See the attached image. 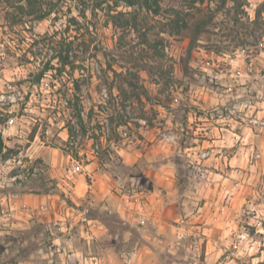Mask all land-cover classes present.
I'll return each instance as SVG.
<instances>
[{"label": "rangeland", "instance_id": "1", "mask_svg": "<svg viewBox=\"0 0 264 264\" xmlns=\"http://www.w3.org/2000/svg\"><path fill=\"white\" fill-rule=\"evenodd\" d=\"M132 1L0 0V264H68V231L7 232L10 199L44 184L68 201V178L64 191L44 171H97L99 143L142 153L134 171H191L169 264H264V0H157L159 15Z\"/></svg>", "mask_w": 264, "mask_h": 264}, {"label": "crops", "instance_id": "2", "mask_svg": "<svg viewBox=\"0 0 264 264\" xmlns=\"http://www.w3.org/2000/svg\"><path fill=\"white\" fill-rule=\"evenodd\" d=\"M117 152L127 171L103 165L96 157L97 171H44L58 178L64 191L68 178V202L63 192L65 198L44 191L18 194L10 199L13 213L8 214L11 230L7 232L13 228L24 231L34 224L68 231V264H169L166 230L180 216L182 191L188 196L192 188L189 183L184 189L192 181L191 171L171 162L134 171L143 154L131 146ZM123 188H137L141 200L126 203L119 192ZM77 235L81 247L73 244ZM64 250L59 249L62 256Z\"/></svg>", "mask_w": 264, "mask_h": 264}, {"label": "trees", "instance_id": "3", "mask_svg": "<svg viewBox=\"0 0 264 264\" xmlns=\"http://www.w3.org/2000/svg\"><path fill=\"white\" fill-rule=\"evenodd\" d=\"M149 1L150 0H145V2H144L145 5L144 6L147 7L149 10H153L154 14L159 15L160 14V11H159L160 6H159L158 1L157 0L156 1L153 0V3L150 4V5L148 4ZM221 1H222L221 2L222 3V8H225L226 4H227V0H221ZM125 2L129 6H134L135 5V2H133L132 0H125ZM233 2H234V10H236L238 12L243 10L242 8L244 7V4H243L242 0H234ZM203 32L201 33V31H198V33L192 39V43L193 44H196L198 42L199 38L204 34ZM145 41L148 44V46L150 47V49L153 51V56H154L155 59L156 58H159V59H162V60H164V59L166 60L167 59V56H166V54L164 52L158 51V45H159L158 41H155V42L152 43L150 40H148L147 35H145ZM60 56H61L60 60H62L61 62L65 66L64 68L69 66L72 73L78 70L75 62L70 61L69 51L67 52V54L65 56H63L62 54ZM63 69L60 68V69H57V70L60 72V71H63ZM47 72H49V70L48 69H44V70H42V71H40L38 73V75H37L38 82H40L45 77ZM167 74H168V72L166 73L165 71H162L160 77L163 78V79L172 80L171 78H169V76ZM131 85H132L133 89H137V86L134 83H131ZM76 88H77L76 90H78V91L80 90L79 87H76ZM76 98H77V100L80 101V97L78 95H76ZM78 106L79 105H76V107H78ZM76 122L78 123L80 129L84 130V132L86 133L87 127H86L85 120H84V117L81 114V112L78 113V115L76 117ZM36 133H37V131L35 129L33 134L30 137L29 142H32L34 140V138L36 137ZM99 145L100 146H98V151H95V156L97 157V159L103 165H105V164L116 165V162L119 161L120 158L117 155L113 154L109 150H106L104 152V150L102 149V143H99ZM100 149H102L103 151H101ZM7 150H8V152L5 153V151H7ZM11 152H12V149L6 147L5 142L3 140V137L0 135V156L2 157L3 160H9ZM27 171H40V170H38L34 166H32ZM40 188H42L44 190V192H46V193H56L55 192V190H56L55 188L48 189L47 187H45L44 184H42L40 186ZM61 196H62V198H65V195L63 193H61Z\"/></svg>", "mask_w": 264, "mask_h": 264}, {"label": "built area", "instance_id": "4", "mask_svg": "<svg viewBox=\"0 0 264 264\" xmlns=\"http://www.w3.org/2000/svg\"><path fill=\"white\" fill-rule=\"evenodd\" d=\"M74 174H77V170L74 169ZM120 195L123 197L124 201L128 204H131L133 201H140L141 200V193L140 191H136L130 188H123L119 190Z\"/></svg>", "mask_w": 264, "mask_h": 264}]
</instances>
